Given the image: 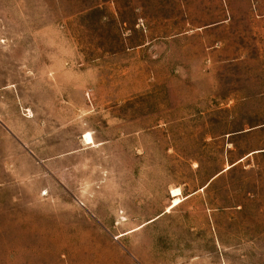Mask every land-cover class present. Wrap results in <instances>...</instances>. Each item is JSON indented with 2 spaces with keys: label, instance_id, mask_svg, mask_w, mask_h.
Masks as SVG:
<instances>
[{
  "label": "rangeland",
  "instance_id": "374dc122",
  "mask_svg": "<svg viewBox=\"0 0 264 264\" xmlns=\"http://www.w3.org/2000/svg\"><path fill=\"white\" fill-rule=\"evenodd\" d=\"M0 264H264V0H0Z\"/></svg>",
  "mask_w": 264,
  "mask_h": 264
},
{
  "label": "bare ground",
  "instance_id": "6f19581e",
  "mask_svg": "<svg viewBox=\"0 0 264 264\" xmlns=\"http://www.w3.org/2000/svg\"><path fill=\"white\" fill-rule=\"evenodd\" d=\"M84 139H85L84 141L87 144L93 143V138L91 137L90 134H87ZM180 195H181V192L179 189H175V190L173 189L171 191V196H172V198H174V200H173L172 205L169 207V209L176 207L181 202Z\"/></svg>",
  "mask_w": 264,
  "mask_h": 264
}]
</instances>
